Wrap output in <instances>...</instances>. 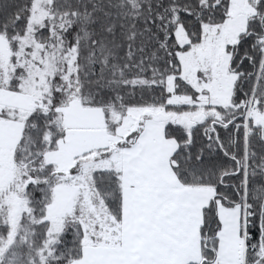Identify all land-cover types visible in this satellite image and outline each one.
<instances>
[{"label": "snow or ice", "instance_id": "snow-or-ice-1", "mask_svg": "<svg viewBox=\"0 0 264 264\" xmlns=\"http://www.w3.org/2000/svg\"><path fill=\"white\" fill-rule=\"evenodd\" d=\"M0 264H264V0H0Z\"/></svg>", "mask_w": 264, "mask_h": 264}]
</instances>
